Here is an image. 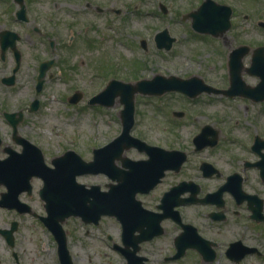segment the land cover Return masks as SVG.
I'll use <instances>...</instances> for the list:
<instances>
[{"label":"rangeland","instance_id":"obj_1","mask_svg":"<svg viewBox=\"0 0 264 264\" xmlns=\"http://www.w3.org/2000/svg\"><path fill=\"white\" fill-rule=\"evenodd\" d=\"M25 1L29 22L14 18L16 5L11 0L10 19L4 23V0H0V30L10 28L20 34L17 46L22 55L15 84L6 86L0 82V136L3 140L0 158L6 156L2 151L4 145L20 149L11 141V127L1 115L3 109H23L24 119L18 124L19 133L41 148L48 164L51 158L66 149H73L89 160L93 147L105 145L121 130L119 112L122 104L118 98L109 107L90 105L87 101L102 90L110 78L135 82L156 74L180 77L194 74L213 87L226 88L230 50L241 44L264 45V28L257 25L258 20L264 21V0H215L232 8L230 28L217 37L196 33L190 26V18L186 15L202 0ZM164 28L175 37V41L169 49H158L153 38ZM142 39L146 41L145 48L140 44ZM50 41L53 42V52ZM50 57L55 61L47 71L42 89L36 94L38 64ZM249 62L250 53L243 58L244 65L248 66ZM14 63L12 52L8 50L6 60L0 62V78L11 73ZM242 77L250 85L258 81L254 75L244 73ZM76 90L82 92V98L77 103H69L68 97ZM34 98L39 100V106L28 111ZM180 109L187 110L185 113L189 115H217L232 120L237 137L246 135L242 126L255 130L260 121L264 126V100L253 104L242 96L215 93H201L190 99L181 92L170 91L158 96H135L131 132L149 143L182 149L185 140L182 142L181 119L172 114ZM125 154L132 159L146 156L135 148L127 149ZM77 180L100 184L101 187L110 181L103 173L82 174ZM32 184L35 209L44 214L37 195L41 180L34 178ZM164 188L163 183L150 195L138 197L149 201L153 194L157 198ZM1 190L5 188L0 186ZM12 218L16 219L13 210L0 207V225L9 223ZM99 222L97 225L85 224L78 217L64 221L63 226L69 229L68 246L74 254L75 264H120L106 238L110 235L118 242L119 225L107 217H102ZM23 224L40 234L44 229L38 219L31 217H26ZM41 237L49 242L48 234ZM155 242L165 244L166 239L161 236ZM46 252L54 258L52 243Z\"/></svg>","mask_w":264,"mask_h":264},{"label":"flooded vegetation","instance_id":"obj_2","mask_svg":"<svg viewBox=\"0 0 264 264\" xmlns=\"http://www.w3.org/2000/svg\"><path fill=\"white\" fill-rule=\"evenodd\" d=\"M10 2H3V22L10 16ZM6 55L0 56V62ZM244 73L249 74L246 68ZM3 111L13 110L3 109L2 115ZM186 111L182 109L180 114L182 142L185 140L182 163L165 170L156 185L164 183L165 188L157 198L154 194L149 201L140 198L153 211L143 232L153 235L137 243H123L119 222V245L114 251L119 263L127 264L126 250L136 249L134 253L143 257L138 264H264V126L261 121L252 131L242 126L246 135L237 137L232 120ZM10 138L12 141V134ZM33 190L20 193L21 201L28 205L23 207L26 211L12 209L16 219L0 225V264H60L53 236L46 242L42 233L21 223L20 218L39 214L34 209ZM13 220L17 222L14 228L10 226ZM142 230L138 228L136 234L141 235ZM65 234L67 264H75L68 246L69 229ZM161 236L165 244L155 242ZM51 243L54 258L46 252Z\"/></svg>","mask_w":264,"mask_h":264},{"label":"water","instance_id":"obj_3","mask_svg":"<svg viewBox=\"0 0 264 264\" xmlns=\"http://www.w3.org/2000/svg\"><path fill=\"white\" fill-rule=\"evenodd\" d=\"M21 8L17 11L20 18L25 17V6L22 0ZM218 10H216V9ZM218 11V12H217ZM231 9L224 5H218L212 0H205L196 11L191 12L193 16L192 26L199 31H211L213 34L224 32L230 25L229 16ZM10 35V36H9ZM18 35L15 32H6L0 34V42L4 51L8 45L14 50L18 68L20 61V53L15 48ZM169 46L168 43L159 41V45ZM248 51V47L241 46L234 49L229 55V73L231 86L224 93L235 94L238 92L248 93L243 82L240 79L242 69V56ZM42 63L39 68L37 90L42 87L43 76L48 65L51 63ZM251 73H256L261 77L260 83L253 89L261 90L264 96V47L256 48L251 59V66L248 68ZM14 76L6 78L12 83ZM138 87H133L130 83H123L119 80H111L106 88L99 94L90 99V102H100L107 105L112 104L114 97L119 95L120 101L124 104L122 110L123 130L110 143L104 147L95 148L93 150V160L84 161L78 154L73 151H67L62 156L53 159L55 167L50 168L44 164L41 151L21 138L19 141L24 145L22 153L10 151V155L0 161V173L19 174L6 175L5 184L10 188L6 194L12 197L18 190L24 186H28L30 174H37L42 177L44 183L40 190L42 198L45 200V207L48 216L44 218L50 228L54 230L58 236L60 244V252L65 253L64 235L60 229V221L70 214L79 215L86 222H97L102 214H110L119 218L123 223V240L124 242L137 243L142 239L151 237L153 234L145 235L142 231L141 235L133 236L135 230L139 228L141 218L147 217L140 206V202L135 199L136 192H147L151 189L163 175L165 168L172 165H180L182 161L181 152L166 151L156 146H150L144 141L132 137L129 133L133 124V93L148 89L153 92H161L164 89L183 90L188 95H195L201 88H196L194 78L181 80L177 77L164 79L157 77L147 82L139 81ZM146 84V87L144 86ZM109 94L110 100L104 101V96ZM73 96L71 101L79 98ZM103 99V100H102ZM37 107V102L32 104V109ZM11 114H6L11 122L14 134L16 132V120L12 119ZM131 146L137 147L139 150H145L149 157L147 159L133 160L123 155L124 150ZM181 155V156H179ZM120 159L124 168L118 167L114 160ZM29 171L26 174H22ZM99 173L104 172L116 183H109V189L101 191L99 185H91L86 187L84 184L76 181L75 176L81 173ZM9 177L14 178L12 181ZM2 180V179H1ZM157 233V232H155ZM133 251L126 250L128 264H138L141 258L137 257Z\"/></svg>","mask_w":264,"mask_h":264}]
</instances>
